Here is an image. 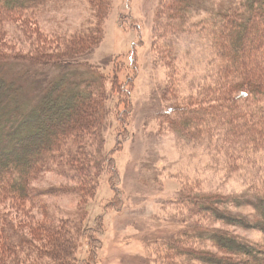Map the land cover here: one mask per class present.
<instances>
[{
  "label": "trees",
  "instance_id": "trees-1",
  "mask_svg": "<svg viewBox=\"0 0 264 264\" xmlns=\"http://www.w3.org/2000/svg\"><path fill=\"white\" fill-rule=\"evenodd\" d=\"M66 1L0 0V264H78L76 238L87 218V202L104 174L112 187L118 178L112 153L105 149V132L110 117L120 126L119 135L127 131L132 89L126 85L132 80L120 83L118 76L111 78L106 67L90 60L103 40L110 1L86 0L89 20L71 30L37 32L27 49L4 38L2 23L27 26L49 4ZM169 2L160 4L167 20L161 15L155 23V34L162 30L156 35L157 60L171 68L160 92L158 134L171 133L184 145L201 142L224 156L228 170L236 169V161L264 158V0H232L199 20L192 19L194 0ZM183 32L207 37L215 62L216 80L192 93L179 87L170 53ZM165 33L171 35L163 41ZM63 108L67 114L59 119ZM46 175L63 180L37 187L35 182ZM253 183L243 197L228 198L184 186L180 209L197 221L163 245L161 262L239 264L234 259L240 258L247 264L252 258V264H264L263 241L224 229H256L264 238V173ZM66 196L76 204L73 211L42 203ZM243 206L252 207L254 217L232 211Z\"/></svg>",
  "mask_w": 264,
  "mask_h": 264
},
{
  "label": "rangeland",
  "instance_id": "rangeland-1",
  "mask_svg": "<svg viewBox=\"0 0 264 264\" xmlns=\"http://www.w3.org/2000/svg\"><path fill=\"white\" fill-rule=\"evenodd\" d=\"M109 1L103 40L90 60L106 67L111 78L113 74L118 76L120 83L125 79L132 80V84H125L132 89V108L128 129L121 135L120 126L113 117L109 118L105 149L112 153L118 178L113 180L112 187L108 183L109 175L104 174L95 197L87 200V218L80 226L75 254L78 264H165L159 259L163 256V245L193 228L197 221L180 209L178 201L184 186L220 194L224 198L243 197L256 176L264 173V158L239 160L235 162L239 168L228 170L224 156L206 150L201 142L184 145L179 144L171 133L158 134L160 121L156 113L161 105L160 92L170 78L171 68L157 60L160 51L156 35L162 30L155 34V23L159 16L167 20L168 15L163 13L162 0ZM231 1L194 0L192 19L199 20L214 9H225ZM89 6L86 0L54 3L45 8L35 23L27 26L16 22L2 23L7 30L5 41L17 49L20 46L27 49V41L35 39L37 32L66 31L84 24L91 18ZM168 33L161 35L163 41L171 35ZM238 35L240 31L235 32V36ZM260 38L264 40V28ZM225 42L230 44L232 39L226 36ZM253 45L247 50L254 51ZM212 51L210 41L204 35L183 32L174 39L170 51L175 59L174 72L181 82L179 87L186 93L216 80ZM203 90L207 92L206 87ZM61 110L59 119L60 115L67 114L66 109ZM62 180L46 175L35 183L37 187H46ZM116 192L119 193L118 201H114ZM42 203L48 208L57 203L71 211L76 208L69 196L43 199ZM232 211L240 216L254 217L252 207H234ZM212 226L223 225L214 223ZM224 229L252 242H264L261 232L256 229L229 226ZM212 248L205 246L204 250L215 252ZM236 259L239 264L246 262ZM252 263L253 259H248L247 264Z\"/></svg>",
  "mask_w": 264,
  "mask_h": 264
}]
</instances>
